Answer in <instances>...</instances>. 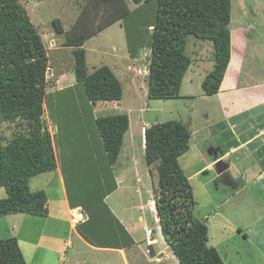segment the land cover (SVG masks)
Returning <instances> with one entry per match:
<instances>
[{"label": "rangeland", "instance_id": "1", "mask_svg": "<svg viewBox=\"0 0 264 264\" xmlns=\"http://www.w3.org/2000/svg\"><path fill=\"white\" fill-rule=\"evenodd\" d=\"M19 2L25 7L31 22L41 34L49 62L52 65L51 68L55 74L54 84L47 87V93L53 94V97L51 94L53 102H50L47 95L50 102L47 111L50 112L51 118L53 117L49 118L50 127L55 134L56 150L58 149L59 156L60 150H64L63 157L60 156V159L57 160L60 167L62 162H65L70 171V163L74 161L71 156L70 142L76 147V141L81 143L86 137L85 141L88 143L90 141L89 133L92 136L90 141L92 143H88V145L90 148L93 147L92 154L97 153L99 160L104 157L99 134L91 114L87 111L88 105L83 102L85 100L83 90L80 89L81 92L79 91L77 94H55L58 88L70 84L72 78L74 80L73 71L72 78L70 77L71 69L73 70L70 57L72 63L74 62L71 52L73 47L64 45L68 36L66 31H69L77 21L87 17L90 30L93 31L84 39L83 44L88 71L91 72L94 68L105 64L112 67L123 90L122 98L118 101H97L96 106H93L95 115L104 116L127 111L131 114V123L135 126L140 124L141 121L138 119L141 114L143 120L148 124L183 119L182 121L186 123L191 133H195L194 128L206 121V116L209 118L208 121L219 122L222 120L226 125V131H229L228 135L220 133L223 128L211 126L207 130L199 132L204 136L201 139H205L206 142L199 141L200 145L196 146L193 137L190 140L188 151L178 159L192 185L195 199L193 215L198 219L205 220L208 224L207 244L218 250L224 264H264V166L261 174L250 176L247 186L244 184L249 175L247 173L241 175L242 179L239 181L242 183L241 187H245H239L238 190H232L233 185L229 187L224 184L225 182L227 184L229 176L225 172L223 173L224 168L220 164L214 165L212 169L203 168L199 173H196V170L203 167L209 161L208 159L212 158V155L209 154L211 152H208L207 149L209 145L212 144L215 150L222 153L225 148L232 147L233 142L228 145L229 140L236 141L238 139L239 142L246 140V136L252 133V123L255 122V115L252 112L256 108H260L257 113L264 109V0H231L232 57L220 90L213 95H205L201 88L204 77L213 65L212 42L207 38H197L193 34H188L185 52L191 57L192 62L182 80L181 96L165 99L148 97L147 75L143 71V65L147 64V59L142 60L143 51L147 52L150 49L148 45L150 31L146 24L151 21L153 23L155 19V0L139 4L132 0H126L130 12L124 13L120 18L117 17L115 21L101 29L100 27L106 24L111 14L114 13L110 3L96 4L93 0H19ZM86 10H90L89 16H87ZM56 18L61 21L62 32L57 31L54 26L53 20ZM138 42H140V46L137 49V55L140 60L136 61L131 58L129 62L131 67L127 71L123 57L127 58L129 48L135 49ZM113 48H119V50L115 53H107ZM114 56H118L120 59L116 60ZM140 69L141 71H139ZM131 79L137 83L130 84ZM79 104H82L84 109L81 117L79 114H77L78 116L74 114V112L77 113ZM141 104L143 105L142 111ZM225 107L226 113H224ZM137 110L140 115L138 112L135 113ZM225 116L226 122L223 119L218 120ZM81 119L90 120L85 133L79 126V123L82 122ZM77 124L78 127H76ZM7 126L8 124L2 125L1 133ZM253 127L257 130L262 129L264 121L262 126ZM70 130L75 131V142L73 139L70 140ZM210 131L214 134H209ZM197 138L196 136V140ZM260 140L261 143H253L248 149L242 150L243 152L238 151V155L232 156L235 161L240 159L239 165L237 161L235 167L242 168L243 162L246 165H252L253 161L255 164L254 159H257L259 155L263 161H256L255 165L257 168L261 166L260 164L264 165V141ZM205 144L208 147H204ZM127 147L125 143L120 161H124ZM140 148L136 149L137 162L136 165L134 164L135 174L139 173L137 179L133 174L134 171L130 170L128 177H125L118 190L107 198L106 203L117 215L132 219L131 223L135 227L132 235L138 241L135 249L140 248L144 252L146 248L144 227L149 226L153 229L152 237L159 236L161 230L153 217L156 214L155 220L158 218L154 203L157 173L154 168H152V173L149 172L150 168L146 165L143 158L144 153ZM255 150L259 151V154L255 153L256 155L251 157L250 152ZM223 163L226 164V160ZM216 171H221V179L216 178ZM234 172H236L235 168ZM54 176V173L45 171L30 178L31 189L43 188L47 194L48 215L35 216L21 212L0 215V238L14 235L12 233L13 225L17 237L23 236L24 240L32 244H50L54 246L53 250L59 248L66 252V240L67 237H70L75 244V251L78 253L75 255V261L103 260V256H100L99 253L85 250L86 246L76 241L73 232L68 230L63 207L64 201ZM135 180H137L138 187L133 183ZM128 185L129 187H127ZM5 196V189L0 186V198ZM141 205L143 206L141 207ZM140 217L143 219L141 222H139ZM40 232L42 233L40 234ZM18 233H20L19 236ZM37 240L38 242H35ZM160 240L165 248V253L162 255L165 257L164 260L148 261L152 257L146 253L147 261L143 260L141 264H173V260L171 261L174 258L173 252L164 238ZM32 244H22L23 254L28 264L63 263L65 257L59 256L58 251L53 256L48 251L36 250L31 246ZM154 248L156 250L157 245H154ZM103 254L109 256L107 253ZM80 264L90 263L80 262ZM112 264H123V262L115 254Z\"/></svg>", "mask_w": 264, "mask_h": 264}, {"label": "trees", "instance_id": "2", "mask_svg": "<svg viewBox=\"0 0 264 264\" xmlns=\"http://www.w3.org/2000/svg\"><path fill=\"white\" fill-rule=\"evenodd\" d=\"M93 1L112 4L114 13L100 29L130 12L126 0ZM132 1L139 4L149 0ZM155 2V19L153 23L146 24L151 48L148 97L165 99L181 96L182 80L192 62L185 52L188 34L212 42L213 65L201 88L205 95L217 93L232 57L231 0ZM89 11L86 10L87 16ZM88 22L89 19L84 17L66 31L68 36L64 45L73 47L75 82L58 89L55 94H77L83 90V102L88 106L97 101H118L123 90L114 71L106 64L88 71L83 47L84 39L93 33ZM53 23L57 31H63L58 18ZM138 43L135 49L129 48L130 57L138 56ZM46 50L41 34L19 0H0V128L8 124L3 133L0 129V186L6 191V196L0 198V215L21 212L45 216L48 213L45 190L30 188L32 176L55 171L57 160L64 155L61 149L57 158L55 134H51L44 118L45 109L49 110L50 102H53V94L47 93V87L54 84L53 79L45 80L46 66L51 65ZM88 106L89 113L91 109ZM83 111L82 104L78 105L77 113L73 110L79 117ZM48 116L53 118L50 112ZM92 119L104 150V165L97 160L100 161L97 166L93 147L90 148L85 139L81 143L76 141V147L70 142L74 160L70 163V171L65 162L61 165L70 206L80 205L87 215L85 220L76 224V230L94 245L105 243L98 241L100 234L123 233L125 247L126 244L131 245L133 239L115 218L104 198L116 187L112 166L121 152L129 117L126 113H117ZM182 120L153 123L143 132V158L150 172L154 168L157 173L154 203L161 234L179 264H224L218 250L207 244L208 224L193 215L195 199L192 185L178 161L190 148L191 139V131ZM81 121L79 126L85 133L86 119ZM70 134V140L75 142V131L70 130ZM0 264H28L17 238H0Z\"/></svg>", "mask_w": 264, "mask_h": 264}, {"label": "crops", "instance_id": "3", "mask_svg": "<svg viewBox=\"0 0 264 264\" xmlns=\"http://www.w3.org/2000/svg\"><path fill=\"white\" fill-rule=\"evenodd\" d=\"M117 50H119V48H113V49L108 50L107 53H109V52L115 53V51H117ZM71 52H72V50H71ZM114 57H116V60L120 59L118 56H114ZM138 57H139V55L138 56H134V57H130V55H129V56H127V58L123 57V63H125V69L127 71L131 67V64L129 63L131 58L135 59L136 61H138V60H140V59H138ZM48 58H49V56H48ZM70 61H71V64L73 65L71 57H70ZM72 68H73V66H72ZM110 68L113 70L112 67H110ZM121 69H122V67H121ZM72 71L73 70L71 69V74H70L71 78H72ZM113 71L115 73V70H113ZM73 75H74V73H73ZM225 78H226V76H225ZM74 82H75V78H74V80L72 78L70 84H67V85H73ZM131 83H137V82L135 80L131 79L130 80V84ZM220 87H221V85H220ZM61 88H58V89H61ZM224 105L226 106V104H224ZM93 106H96V104H94ZM93 106H92V104H89L88 107H89V109H91V112H89V113L92 115V117H97L95 115V113H94ZM142 106L143 105L141 104V111H142ZM224 109H225L224 113H226V107ZM258 109H260V108H258ZM258 109L256 108L252 112L253 115H255L254 116L255 122L252 123V127H251L252 133H250V134H248V136H246V140L241 141V142H239L238 139L236 141L229 140L228 145H230L231 142H233L232 143L233 144L232 147L230 149H226L225 148V150L222 153H220L219 151L215 150V147L212 144H211V146L209 145V147L206 145L207 143L204 145V147H208L207 148L208 152H211L209 154L212 155V158H209L208 159L209 161H207V163H205V165L203 167H201L200 169L196 170V173H199V171L201 169H203V168H207V169L211 168L212 169L214 165L220 164V166L222 168H224L223 173L225 172L229 176V180H228L227 184H226V182L224 184L225 185H229V187H231V185H233L234 187L232 188V190L233 189L234 190L240 189L239 187H241L242 183L239 181V179H242L243 174L245 175V173H247L249 175L245 179L246 183L244 184L245 186H247L248 180L250 179V176H256V175L262 173L261 170H262L264 165L260 164L261 166L258 167V168L256 167L257 165H255L256 161L259 162L261 160L260 155H259V157L257 156V159H254V163L255 164H253V161L251 163L252 165H246L245 162H243V164L241 166L242 168H238V166L235 167L236 166L235 164H236L237 161H238V165H239L240 159L236 158V159H238L236 161H235V159H232L233 155H238V151H242V150L244 151V150L248 149L253 143H261L262 141L260 139H262L264 141V127L262 129H258V130L253 127V126H257V127L258 126L259 127L262 126V122L264 121V109L262 108L263 111L257 113ZM250 110L252 111V107H251ZM46 111L47 110L45 109L44 118H45V121L47 123L48 129L50 130L51 134L53 135L54 133H53L51 127H50L51 122H50L49 117L47 116L48 112H46ZM137 112H138V110L135 113H137ZM125 113L129 117V127H128V130L126 131L125 135H124L123 146H122L121 152H120L116 162L112 166V173H113V177H114V180H115V183H116V187L111 193L106 195V197L104 198L105 203L107 201V198L113 192L118 190V188L120 187V183L122 181H124L125 177H128V175H129L128 173H130L129 171L130 170L134 171V164L136 165V162H137L136 157H135L136 156V149L138 147H141L140 149L144 153V136H143V132H144V128L146 126L150 125V124L145 122L143 120V118H142L143 115L142 114L140 115V113L138 112L139 115H140L138 121H141L140 124H138V126H139V128H138V126H135V125H133L131 123L132 122L131 114L129 112H127V111H125ZM131 113L134 114V112H132V111H131ZM136 115H138V114H136ZM90 119H91V117H90ZM221 119L225 120V122H226V116L224 118H220L218 120H221ZM86 120L87 121L84 124V126H85V128H88L87 127V123L90 122V120L89 119H86ZM205 120L206 121L203 124L201 123L200 126L194 128L195 133L194 132L191 133V139L190 140H192L193 137H194V145H196V146L200 145V143L203 142V141L206 142L205 139H201V138H204V136L201 135V133H199V132L207 130L211 126L223 128L222 131L220 132V133H223V135L224 134L228 135V133H229V131H226V125L223 123L222 120L219 121V122L208 121L209 118L207 116H206ZM143 122L145 123L144 125H143ZM205 134L207 135V132ZM209 134H214V133L210 131ZM88 136H89L88 138L91 141L92 140L91 133H89ZM196 136L198 137L197 140H196ZM85 139H86V137H85ZM90 141H88L89 144L92 143V142L90 143ZM199 141H201V142H199ZM254 141H256V142H254ZM125 143L128 146L127 147L126 156H124V159H123L124 161H120V155L122 154V152L124 150ZM55 152H56V156H57L58 152H57L56 148H55ZM255 153L259 154V151H257V150H255L254 152L252 151V152H250L249 155L251 157H253L254 155H256ZM93 157L96 160L97 166L99 165L100 161H101V164L104 165L102 163L104 157L102 159H100V161H97V160H99V157H98L97 153L95 155H93ZM57 158H58V156H57ZM225 160H226V164L223 163V161H225ZM261 161H263V160H261ZM234 168L236 169V172H234ZM50 172L54 173V175H55L54 177L56 179V182H58V187L60 189L61 198L64 201L63 207H64L65 220H66V223L68 225V230L69 231L71 230L73 232L76 241H78L81 244H83L84 246H86L85 250L90 251V252L94 251V252L99 253L100 256H103L102 257L103 260L98 259V260H95V261H86V260L75 261L74 260L75 259V255H77L78 253H76L75 244L70 239V237H67V240H66V246H67V251L66 252L65 251H61V249H59V248L53 250L54 246H52L50 244H46V245H41L40 243H33L32 244L31 242L24 240L23 236H21V237L19 236L20 233H18L19 237H17L15 228H13L14 226L12 225V231H13L12 233L14 234V235H12V237L17 238V240H18V242L20 244V248H21L22 253H23L22 244L28 243V244H32L31 246L34 247L36 250L43 251V252L48 251L53 256H54V253H56V251H58L59 252L58 253L59 256L65 257V259H64L62 264H71L73 262H74V264H80V262H82V263H88L89 262L90 264H112V258H114L115 254H117L119 256V258L122 260L123 264H141V262L143 263V260L147 261L146 253L150 254V256L152 257V258H149L148 261L155 260V261L159 262V261L164 260L165 257L162 256V255L165 253V248L163 246V243L160 240V239L163 240L161 231H160V235L157 236V237L150 236L151 238H154L153 240H155V242L152 243V245H148L147 242H146V248L144 249V252H143V249H140V248H136L135 249V246L137 245L138 241L135 240L134 236L132 235L133 232L135 231V227L131 223L132 219L128 218V217L126 218L125 216H122V215H117L116 212H114L111 208L110 209H111L112 213L114 214L115 218L128 231L129 235L133 239V243L131 245L130 244L129 245L126 244V246L124 247V242H123V238H122V235H121L123 233L118 234V233H115V232H114L113 235H110V234H108L106 232V233L100 234L98 236V238H99L98 241L99 242L100 241H104L105 242L104 244L97 242L98 244L94 245V244H91L88 241H86L77 232L76 224L78 222H80V221L85 220L87 218V215H86L85 218L82 217V219H80L79 213H81L82 216H83V213H85L83 211L82 207L80 205L76 206V207H71L70 206L69 195L67 194V191H66V186H65V183H64L63 173H62L60 164L57 163L56 170L55 171H50ZM135 172L136 171H134L133 174H134V176L137 179L139 173L135 174ZM220 173H221V171H216V174H215L216 178L221 179L220 178V175H221ZM236 179H238V180H236ZM133 183H134V185H136L138 187L137 180H135ZM245 186H242V187H245ZM127 187H129V185ZM130 187H132V185H130ZM32 190H37V189H32ZM47 206H48V199H47ZM142 206L143 205H141V207ZM117 208H118V206H117ZM149 209L151 210V207ZM48 213H49V211H48ZM48 213H47V215H48ZM47 215H45V216H47ZM155 216H156V214L153 215L154 221H155ZM32 220H34V219H32ZM142 220L143 219L140 217L139 218V222H141ZM148 227L149 226L144 227V229H145V240L147 238L146 228H148ZM41 233L42 232H40V234ZM35 242H38V240L35 241ZM154 245H157V249L156 250L154 248ZM70 249H71V252H70ZM147 250H149V252ZM103 253H107V254H109V256H106ZM154 254H157V255L155 256ZM173 257L174 258L171 259V261L173 260V264H179V262L176 259V257L174 255H173ZM167 258H168V256H167Z\"/></svg>", "mask_w": 264, "mask_h": 264}, {"label": "built area", "instance_id": "4", "mask_svg": "<svg viewBox=\"0 0 264 264\" xmlns=\"http://www.w3.org/2000/svg\"><path fill=\"white\" fill-rule=\"evenodd\" d=\"M51 67H52V66L48 64V65L46 66V69H45V80H46L47 82H49L50 80H52V79L54 78V76H55V74H54V70H53V68H51ZM79 216H80V217L82 216L81 213H79ZM155 221L158 222V225H159L158 218H157ZM152 231H153L152 228H150V227L146 228V234H147L146 242H147L148 245H152V243H154V241H155V240H153L154 238H151V237H150ZM147 251H149V250H147Z\"/></svg>", "mask_w": 264, "mask_h": 264}, {"label": "clouds", "instance_id": "5", "mask_svg": "<svg viewBox=\"0 0 264 264\" xmlns=\"http://www.w3.org/2000/svg\"><path fill=\"white\" fill-rule=\"evenodd\" d=\"M51 42H53V41H51ZM143 53H144V57L142 58L144 61L147 59V64L146 65H143L144 67H143V71H144V74L146 73V75L148 74V68H149V61H150V54H151V48L149 49V51H143ZM142 56H143V54H142ZM147 56V58H145ZM52 66V65H51ZM139 71H141V69L139 70ZM55 78H53V80H54Z\"/></svg>", "mask_w": 264, "mask_h": 264}, {"label": "water", "instance_id": "6", "mask_svg": "<svg viewBox=\"0 0 264 264\" xmlns=\"http://www.w3.org/2000/svg\"><path fill=\"white\" fill-rule=\"evenodd\" d=\"M83 217H84V218L86 217V213H83Z\"/></svg>", "mask_w": 264, "mask_h": 264}]
</instances>
